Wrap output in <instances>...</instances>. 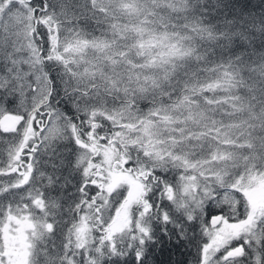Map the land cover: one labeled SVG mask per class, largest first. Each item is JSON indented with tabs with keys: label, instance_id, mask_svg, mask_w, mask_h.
Returning a JSON list of instances; mask_svg holds the SVG:
<instances>
[{
	"label": "snow or ice",
	"instance_id": "snow-or-ice-1",
	"mask_svg": "<svg viewBox=\"0 0 264 264\" xmlns=\"http://www.w3.org/2000/svg\"><path fill=\"white\" fill-rule=\"evenodd\" d=\"M0 264H264V0H0Z\"/></svg>",
	"mask_w": 264,
	"mask_h": 264
}]
</instances>
